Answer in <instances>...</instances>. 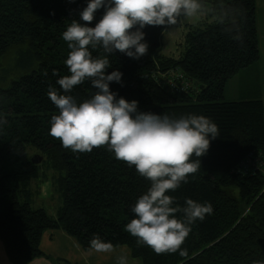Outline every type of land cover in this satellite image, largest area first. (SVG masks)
I'll return each mask as SVG.
<instances>
[{
	"label": "trees",
	"instance_id": "trees-1",
	"mask_svg": "<svg viewBox=\"0 0 264 264\" xmlns=\"http://www.w3.org/2000/svg\"><path fill=\"white\" fill-rule=\"evenodd\" d=\"M88 0H0V240L10 264H28L44 257L40 239L47 229H60L83 250L98 235L113 247L125 245L140 264H255L264 262V101L260 98L226 100L227 80L259 58L255 0H202L205 11L196 23H184L175 47L162 52L165 26H146L147 54L133 59L116 51L111 67L122 73L110 90L138 111L174 118L189 114L210 118L219 128L200 169L188 183L168 194L183 207L185 198L211 203L213 213L191 225L179 253L157 255L138 246L125 226L136 200L150 182L135 167L117 160L106 148L73 153L49 134L50 119L58 109L49 87L69 75L65 64L70 49L62 33L72 20L82 24L80 12ZM95 13L87 26L103 15ZM182 18V17H181ZM241 34L243 39L233 37ZM94 57L106 55L92 50ZM56 70L58 75H53ZM182 76L189 87L171 91L164 76ZM96 89L90 81L68 93L82 102ZM33 155L41 160L31 161ZM250 156L260 158L255 168ZM192 159H197L195 156ZM39 168L53 172L62 203L52 218L29 205L31 186ZM182 218V213H177ZM55 264H62L56 260Z\"/></svg>",
	"mask_w": 264,
	"mask_h": 264
},
{
	"label": "clouds",
	"instance_id": "clouds-1",
	"mask_svg": "<svg viewBox=\"0 0 264 264\" xmlns=\"http://www.w3.org/2000/svg\"><path fill=\"white\" fill-rule=\"evenodd\" d=\"M100 9L104 11L99 22L95 27L87 26ZM204 11L202 0H88L80 12V19L87 23L72 20L62 33L70 49L65 60L70 74L56 81L63 94L51 86L47 92L58 109L50 119L49 134L65 149L90 153L94 148H106L150 182L131 208L134 218L125 226L137 245H146L157 255L179 253L185 259L188 251L182 245L191 225L212 215L213 206L191 198H185L183 207L176 206V198L168 193L188 183L189 175L200 169V158L219 136V128L203 115L174 118L138 111V101L117 98L110 90V82L123 86L122 73L114 70L106 74V70L111 67L108 56L116 51L133 59L147 54L142 31L146 26L172 27L181 17L192 19ZM233 38L243 39L241 34ZM97 49L106 55L94 57L92 50ZM53 75H58L56 70ZM85 81H90L96 91L78 103L68 93ZM4 123L0 115V126ZM177 213H182V218ZM90 248L113 251V245L98 235L90 240ZM117 264H128L127 257H118Z\"/></svg>",
	"mask_w": 264,
	"mask_h": 264
},
{
	"label": "rangeland",
	"instance_id": "rangeland-1",
	"mask_svg": "<svg viewBox=\"0 0 264 264\" xmlns=\"http://www.w3.org/2000/svg\"><path fill=\"white\" fill-rule=\"evenodd\" d=\"M201 17L202 15L192 19L180 18L177 25L166 27V31L162 36V52L168 54L175 47L176 40L182 35L184 23H193L192 21L195 19L199 21ZM255 26L259 58L256 62L239 70L227 80L223 93V97L226 100L255 98L264 100V0H255ZM39 169L38 177L33 181L35 183L31 186V195L28 202L33 209L41 208L54 218L56 209L62 203V196L54 182V173L49 171L44 172L41 168ZM120 246L128 249L125 245ZM132 259L140 264L138 258ZM114 260L117 262L118 258ZM62 264L67 263L62 262ZM73 264L80 263L78 260H73Z\"/></svg>",
	"mask_w": 264,
	"mask_h": 264
},
{
	"label": "crops",
	"instance_id": "crops-1",
	"mask_svg": "<svg viewBox=\"0 0 264 264\" xmlns=\"http://www.w3.org/2000/svg\"><path fill=\"white\" fill-rule=\"evenodd\" d=\"M197 21L198 19H195L192 22ZM40 248L46 256L35 258L28 264H55L56 260L67 264H73V260H78L80 264H116L114 259L120 256H126L128 264H138L130 256L129 249L116 246L113 247V251L106 253L95 252L92 249L83 250L73 237L60 229L45 230L40 239ZM0 264H10L1 240Z\"/></svg>",
	"mask_w": 264,
	"mask_h": 264
},
{
	"label": "built area",
	"instance_id": "built-area-1",
	"mask_svg": "<svg viewBox=\"0 0 264 264\" xmlns=\"http://www.w3.org/2000/svg\"><path fill=\"white\" fill-rule=\"evenodd\" d=\"M165 84L168 86V89L171 91H179L182 92L186 90L189 87V83L183 79V77L180 75L176 78L175 77H167L166 75L164 76ZM250 161L251 164L255 167L258 168L262 164L261 159L259 158H253L250 156Z\"/></svg>",
	"mask_w": 264,
	"mask_h": 264
},
{
	"label": "water",
	"instance_id": "water-1",
	"mask_svg": "<svg viewBox=\"0 0 264 264\" xmlns=\"http://www.w3.org/2000/svg\"><path fill=\"white\" fill-rule=\"evenodd\" d=\"M40 160H41V157L38 156V155H33V156L31 157V161L34 162V163H37V162H39Z\"/></svg>",
	"mask_w": 264,
	"mask_h": 264
}]
</instances>
